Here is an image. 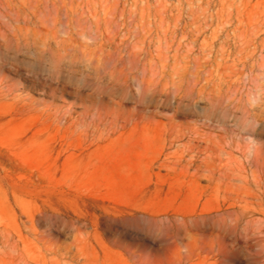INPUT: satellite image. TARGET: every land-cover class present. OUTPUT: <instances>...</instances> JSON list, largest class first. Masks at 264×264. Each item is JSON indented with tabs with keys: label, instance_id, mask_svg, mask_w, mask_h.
Instances as JSON below:
<instances>
[{
	"label": "rangeland",
	"instance_id": "374dc122",
	"mask_svg": "<svg viewBox=\"0 0 264 264\" xmlns=\"http://www.w3.org/2000/svg\"><path fill=\"white\" fill-rule=\"evenodd\" d=\"M0 264H264V0H0Z\"/></svg>",
	"mask_w": 264,
	"mask_h": 264
},
{
	"label": "bare ground",
	"instance_id": "6f19581e",
	"mask_svg": "<svg viewBox=\"0 0 264 264\" xmlns=\"http://www.w3.org/2000/svg\"><path fill=\"white\" fill-rule=\"evenodd\" d=\"M202 216V215H201ZM201 218V217H200Z\"/></svg>",
	"mask_w": 264,
	"mask_h": 264
}]
</instances>
